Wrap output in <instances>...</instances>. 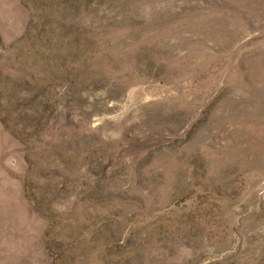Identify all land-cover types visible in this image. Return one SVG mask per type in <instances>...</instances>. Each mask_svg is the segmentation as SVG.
<instances>
[{"label": "rangeland", "instance_id": "1", "mask_svg": "<svg viewBox=\"0 0 264 264\" xmlns=\"http://www.w3.org/2000/svg\"><path fill=\"white\" fill-rule=\"evenodd\" d=\"M0 264H264V0H0Z\"/></svg>", "mask_w": 264, "mask_h": 264}]
</instances>
